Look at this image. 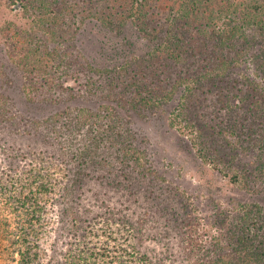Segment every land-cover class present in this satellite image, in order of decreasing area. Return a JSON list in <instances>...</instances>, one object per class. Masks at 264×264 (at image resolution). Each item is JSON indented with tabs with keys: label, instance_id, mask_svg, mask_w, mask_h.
Listing matches in <instances>:
<instances>
[{
	"label": "trees",
	"instance_id": "16d2710c",
	"mask_svg": "<svg viewBox=\"0 0 264 264\" xmlns=\"http://www.w3.org/2000/svg\"><path fill=\"white\" fill-rule=\"evenodd\" d=\"M9 1L15 5L13 8L22 9V14L30 19L28 25L23 17L15 22L9 21L8 26L1 30L6 31L4 56L7 55L21 70L26 95L39 98L36 108L41 109L60 100V93L59 96L53 95L56 91L53 78L56 75L61 76L70 69L77 78L82 77L80 68H84V62L79 64V68H71L73 52L71 54L67 48L64 53L58 47L63 43L73 46L68 36V30L73 26L79 31L91 24L100 32H112L114 36L108 35L106 40L116 39L123 35L124 28L132 27L141 43L147 45L141 51L135 43L127 41L121 45L122 50H100L101 63L94 55L89 70H86H93L95 79L88 77L84 95L102 97L106 103L99 108L80 107L77 112L61 110L33 123L42 129V136H39V139L43 138L41 143L52 141L48 132H54L59 138L76 140L66 144L64 153L60 155L61 163L67 170L65 180L52 181L51 172H33L34 165L29 163L30 167L23 169L22 178L8 186L4 183L0 185V195L5 197L9 191V197L18 203L15 211L25 208V225H17L12 233L8 232L7 225L2 227L0 223V239L5 234L9 236V233L15 236L7 239L10 240L7 246L14 247V250L10 248V253L19 255L17 263L150 264L149 257L140 253L137 245L130 240L131 236L137 239L140 235L144 237V234L151 233L146 231L144 224L153 218L156 223L162 220L165 230L177 228L173 235L166 233L165 239L182 236L185 254L196 255L191 263L190 260L187 263L264 264L262 203H239L238 214L224 233L211 236L207 244H202L198 240L199 222L193 205L185 197L165 185L142 191L143 182L151 180L152 184H158L159 177L155 170L145 167L144 151L137 146L142 136L132 127L130 117L153 113L178 96L170 125L178 128V124L183 123L184 129H178L182 132L189 129L190 144L196 145L197 155L204 163L212 164L213 168L221 166V171L226 166L231 167V173L226 171L230 182L242 187L248 185L251 191L257 192V185L250 184V181L264 179V134L259 133V129L264 131V86L255 80L259 77L258 72L254 78L246 73L244 80L239 81L233 74V68L248 58L244 55L256 43L262 40L264 45V0ZM109 65H113L114 69L107 68ZM258 68L264 70V62ZM34 77H42V82L38 84ZM66 88L60 87L59 92ZM4 96L1 91L0 127L6 120L13 122L11 115L6 114L9 108ZM64 116L66 118L62 120ZM258 136L263 142V158L259 162L257 177L249 179L247 170L232 166L234 156L227 164L223 163L220 150L223 143L226 142L234 151L242 141L255 146ZM104 150H111L109 159L103 156ZM119 167L126 177L124 182L115 181L114 187L133 188L128 197L137 196L132 202L139 203L141 210L136 218L132 212H118L117 217L110 216L109 222L119 221L125 234H122L121 244L111 234L107 235L116 244L109 248V241L101 243L95 240L99 233L85 229V220L79 226L81 218L72 204L75 200H83L85 185L113 182L115 176L110 175ZM59 184L63 185L59 199L67 207H56L58 227L54 228L53 235L56 237L46 261L41 262V253L31 234L33 224L40 222V212L45 208L35 192H55ZM11 188H16V193L12 191L15 195L11 193ZM31 206L34 207L30 209ZM149 208L157 210L156 214L147 215ZM215 222L218 223L219 219L216 218ZM147 238L154 239L155 236ZM120 251L126 259H119L117 252ZM11 258L15 260L13 256Z\"/></svg>",
	"mask_w": 264,
	"mask_h": 264
},
{
	"label": "rangeland",
	"instance_id": "374dc122",
	"mask_svg": "<svg viewBox=\"0 0 264 264\" xmlns=\"http://www.w3.org/2000/svg\"><path fill=\"white\" fill-rule=\"evenodd\" d=\"M236 1L240 2L244 0ZM13 6L15 5L9 0H0V92L2 91L5 95L4 97L9 108L6 114L11 115L13 118V122L6 120L5 124L0 127V185L4 183L8 186L14 180H18L19 177L22 178L24 176L23 169H28L30 167L29 163L34 165L32 166L35 168L33 172H42L43 170L51 172L52 181H57L60 178L65 180L64 173H67V170L64 168L66 167L65 164L61 163L60 155L64 153L65 145H68L70 142L74 143L76 138H59L54 132L50 133L46 131L49 133L52 141L49 144L41 143L43 138L39 139V136H42V129L40 126H34L33 123L39 121L38 119L43 121L46 116L61 110L77 112L80 107L99 108L106 103L102 97L99 95H84V84L88 77L95 79L93 70L88 71L89 63L94 55L99 57L98 62L101 63L103 60L99 55L100 50L103 51L106 48L111 49V51L122 50L123 47L121 45L127 41L135 43V46L141 51L145 50L147 45L144 43V47V44L141 43L142 40L137 38L136 31L132 27L124 28L125 31L122 36L113 40H106L108 35L114 36L112 32H104V30L100 32V30L93 29L94 27L91 24H89L90 26L86 25L85 29L83 28L79 31L75 30L73 26L68 30L69 42L73 46L71 47L70 44L63 43L58 47L64 53L67 48L70 53L71 51L73 52V54L71 53L73 55L71 68H79V64L84 62L82 65L84 68H80V72H83L82 77L77 78L78 76L72 74L70 69L61 76L60 74L56 75L53 78V85L56 89L53 95L59 96L60 93V100L54 101L53 104L49 103L47 107L36 108L37 104H39V98H31L29 95H26L27 91L21 70L7 55L4 56L5 47L3 46V40L5 39L6 31L1 30L5 29V26H8L9 21L15 22L23 17V21H26L28 25L30 19V17L27 18L22 14V9L13 8ZM254 33L252 32V34ZM102 43L105 45L103 46ZM110 45L114 46V48ZM249 53L244 55L248 57L246 60L237 65L235 64L233 74L239 81H243L246 73L254 78L255 73L258 72L259 77L255 78V80L264 86V70L263 68L261 70L259 68L258 70L256 69L261 62H264V45L262 40L256 43ZM256 53H258V57ZM100 67H104V65ZM109 67L114 69L113 65L107 66V68ZM33 80L39 84L42 82V77H34ZM60 87L67 88L59 92ZM82 94L84 97H82ZM178 100V96H175L171 101L162 104L153 113L135 114L133 115L134 117L130 115L133 120L132 127L142 136L141 142L137 146L144 151L145 157H143V162L145 163V167L149 166L150 170H155L159 177L158 184H152L151 180L150 182H143L142 191H149L156 186L165 185L170 187L174 192L177 191V194L181 197H185L188 203L193 205L199 222L197 226L199 233L198 240L202 244H207L211 236L218 235L221 232L224 233L225 228L231 223L230 221L235 219L236 214H238L239 203L256 201L264 205V179L260 178L258 182L250 181V184H255L258 188L257 192H253L249 189L248 185L247 187L237 186L229 181V175L226 171L231 173V167L226 166L221 171V166L213 168L212 164L204 163L197 155L196 145L194 143L190 144L191 133L189 129H185L184 132L179 130L178 128L184 129L183 123L178 124V128L175 125H170V119L174 118L171 113L175 111ZM65 118L64 116L62 120ZM259 133L263 135L264 131L259 129ZM193 135L195 134L193 133ZM57 139L62 141V143H58ZM259 139H261V136L255 139V146L253 147L249 146L251 143L242 141L239 144L240 146L235 148L234 151H231V146H227L224 141L223 146H220L223 154V163L227 164L230 157L234 156L232 166L247 170L249 179L257 177L260 173L258 172L260 168L259 162L263 158V147L261 144L263 145L264 142L259 141ZM245 147L250 148L245 149ZM110 151L104 150L103 156L109 159L111 156ZM39 167H43V169L40 170L38 169ZM104 169L106 170L107 167ZM104 169L102 171H105ZM110 176H115L113 182L111 180L110 182H106V184L91 182V184L85 185L86 191L83 193V200H75V203L72 205L77 209L81 218L79 226L85 220L86 222L83 223L85 229H91L100 234L95 240H99L101 243L109 241L107 245L109 248H112L116 244L111 240V237L108 239L107 235L111 234L118 240V244H121L123 241L121 237L122 234H125V231L122 229V224L118 223L119 221H116L117 223H110V216L117 217L119 213L132 212L135 213L134 217L136 218L141 208L139 203L132 202L133 198L137 196L128 197L134 191L133 188L127 189L126 186L114 187L115 181H118V183L125 181V173L121 171L120 167L115 169L114 174ZM62 187L63 185L59 184L55 187L56 191L51 193L35 192V194L39 195V201L45 208V211L40 212V222L33 224L34 228L31 234L38 245L37 250L39 254L41 253V262L46 261L51 244L56 237H53L54 228L57 226L56 221L58 220L56 207H60L61 209L67 207L64 201L59 199ZM11 189V193L12 191H16V188ZM14 192L12 193L13 195L16 193ZM9 196V191L6 192L5 197L0 195V223L2 222V227L7 225L8 232L10 230L12 233L17 225H25L24 219L26 215L25 208H19L15 211L18 203L12 199L13 197ZM36 197L38 198V196ZM32 207L34 206H31L30 209ZM90 209L92 211L88 212ZM142 210L144 211L145 207ZM156 211L154 208H149L147 215L156 214ZM216 218L219 219L218 223L215 222ZM152 219L144 224L146 231L149 230L148 232L151 233L144 234V237L140 235L137 238L138 240L131 236L130 241L134 245H137L136 247L140 250L139 252H143L149 257L150 264H190L196 258V255L187 256L185 254V241L182 236L179 235L175 238L165 239L166 233L173 235L174 232L176 233L177 228L171 226V229L165 230L166 228L162 220L156 223ZM2 227L0 226V228ZM66 232L67 228L66 231H63L64 235H66ZM5 235L1 236L2 239H0V264H18L16 259H18L19 255L17 253L13 254V252L10 253L11 247L7 246L8 242H10L7 239H12L14 235H10V233L9 236ZM152 235L155 236L154 239H146V236ZM13 248L11 249L14 250ZM117 254L119 255V259H126V255H123L121 251L117 252ZM12 256L15 259L14 261L11 260ZM188 260H190V263H187Z\"/></svg>",
	"mask_w": 264,
	"mask_h": 264
}]
</instances>
